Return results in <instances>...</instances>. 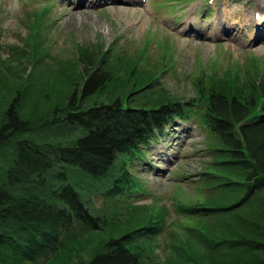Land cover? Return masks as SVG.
<instances>
[{
    "label": "rangeland",
    "instance_id": "1",
    "mask_svg": "<svg viewBox=\"0 0 264 264\" xmlns=\"http://www.w3.org/2000/svg\"><path fill=\"white\" fill-rule=\"evenodd\" d=\"M201 2L87 0L82 7L75 0H0V101L23 91L20 110L31 127L22 136L38 144L71 141L78 131L60 120L52 107L61 106L73 82L82 81L83 48L98 54L109 49L112 56L110 79L85 104L123 99L130 92L133 105L205 99L210 88L220 87L229 94H253L261 103L264 37L256 38L262 19L254 15L264 13V0H206L204 6ZM227 6L233 14L220 16ZM193 110L187 120L175 119L145 158L133 163L138 193L108 198L103 192L107 177L93 181L68 171L71 183L78 185L92 210L104 216L105 224L97 231L68 235L65 246L72 244L51 264H77L110 237L152 223L161 228L150 239L132 244L144 264L248 260L251 252L231 251L225 248L228 244L215 250L222 242L211 238L236 231L232 214H257L261 201L224 215L181 213V205H230L243 194L241 188L218 189L211 187L216 182L202 179L204 172L222 173L215 168L218 158L209 151L218 140L208 134L197 108ZM8 149L9 145L4 150ZM54 170L62 169L46 172L51 183L58 182L50 175Z\"/></svg>",
    "mask_w": 264,
    "mask_h": 264
},
{
    "label": "trees",
    "instance_id": "2",
    "mask_svg": "<svg viewBox=\"0 0 264 264\" xmlns=\"http://www.w3.org/2000/svg\"><path fill=\"white\" fill-rule=\"evenodd\" d=\"M110 52L106 49L98 54L82 48V81L75 80L62 105L52 107L60 120L78 131L69 142L38 144L22 136L31 127L20 110L23 91L0 101V264H51L72 244L65 246L68 235L103 228L104 216L92 210L78 185L71 183L68 171L93 181L107 177L106 197H128L139 189L133 163L145 158L149 147L163 139L175 119L192 117L194 108L208 134L218 140V146L209 151L218 158L215 168L222 171L204 172L202 179L216 182L211 187L218 189L241 188L243 194L230 205H181V213L224 215L261 201L257 214H232L236 231H229L230 235L222 232V237L211 240L222 242L215 250L228 244L225 248L231 251L251 252L243 264H264V99L258 104L253 94H229L220 87L210 88L205 99L133 105L130 92L124 100L114 97L109 102L85 104L86 98L101 91L110 79ZM92 53L94 57L89 56ZM54 167L62 170L51 172L58 180L51 183L46 172ZM160 228L158 224H141L119 237H110L77 264H144V257L132 244L150 239Z\"/></svg>",
    "mask_w": 264,
    "mask_h": 264
},
{
    "label": "bare ground",
    "instance_id": "3",
    "mask_svg": "<svg viewBox=\"0 0 264 264\" xmlns=\"http://www.w3.org/2000/svg\"><path fill=\"white\" fill-rule=\"evenodd\" d=\"M84 2H85V0H78V1H77V3H78L79 5H83V6H84V4H85ZM259 36H260V37H259ZM259 36L256 35V38H257L258 41L260 40L261 37H263V35L260 34V31H259ZM230 39H232V38H230Z\"/></svg>",
    "mask_w": 264,
    "mask_h": 264
},
{
    "label": "snow or ice",
    "instance_id": "4",
    "mask_svg": "<svg viewBox=\"0 0 264 264\" xmlns=\"http://www.w3.org/2000/svg\"><path fill=\"white\" fill-rule=\"evenodd\" d=\"M257 19H260V17L258 16Z\"/></svg>",
    "mask_w": 264,
    "mask_h": 264
}]
</instances>
